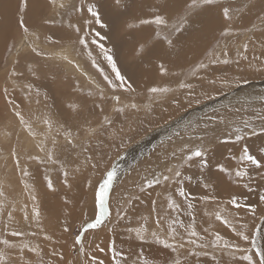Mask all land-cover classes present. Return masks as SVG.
<instances>
[{
	"label": "snow or ice",
	"instance_id": "obj_1",
	"mask_svg": "<svg viewBox=\"0 0 264 264\" xmlns=\"http://www.w3.org/2000/svg\"><path fill=\"white\" fill-rule=\"evenodd\" d=\"M111 3L122 14L136 10L143 13L133 16L137 22L127 24L129 29L141 33L136 55L143 58L156 50L164 53L156 57L158 73L175 78V88L154 84L137 90L114 46L105 43L111 40V28L105 19L103 0H18L15 32L19 37L10 25L6 28L0 21L5 52L4 75L0 78V122L13 127L12 132L5 133L8 147L0 146V171L4 172L0 179V264H157L155 258L146 255L144 245H155L165 252L164 264H264V190L257 193L256 200H250L233 189L236 186L253 193L258 187L264 188V147L254 154L245 142L252 137H264V94L258 97L259 108L251 97L243 103L237 100L235 105H224L189 121L168 137L167 145L162 141L158 163L136 185L140 194L146 193L148 208L135 217L130 215L134 201L145 204L141 195L117 198L115 214L110 215L111 194L120 176L116 167L104 164L108 153L97 158L93 148V141L97 147L106 143L117 154L124 147L127 133L123 126H116L113 116L151 112L170 93L171 104L177 107L182 102L176 92H183V103L189 106L201 104L202 97L216 98L203 89L197 93L193 80L202 85L206 82L217 95H225L238 88L241 81L247 82L242 76L229 77L226 69L232 65L246 61L249 68L264 72V0ZM144 8L148 11L143 12ZM253 9H258V24L241 23ZM30 12L36 13L31 23ZM212 12L216 13L218 35H213L202 57L186 71H170L165 56L176 48L198 17ZM98 28L108 31L102 33ZM257 33L262 51H252L250 57V46L255 44L253 36ZM50 47L59 51L53 54ZM50 60H58L74 70V90L92 98L102 119H74L73 114L81 116L76 105L68 106L71 111L64 118L51 111L48 92L42 95L41 87L35 83L42 74L47 75L46 62ZM82 81L87 82V89ZM128 131H134L131 125ZM213 144L241 145L238 154L230 150L227 157L235 166L217 162L213 172L209 160ZM193 163L199 168L195 181L193 175L187 174ZM41 167L46 190L53 195L58 192L51 175L53 170H58L61 183L68 189L72 188L70 178L75 179L83 169L100 173L95 185L91 178L85 185L94 192L92 215L82 211L76 223L70 208L72 201L65 194L63 209L55 217L61 234L72 237L74 259H66L65 245L46 223L47 210L35 187V174ZM17 187L18 196L13 195ZM113 222L122 226L130 239L139 241V246L128 250L118 247L115 235L106 245L96 242L105 229L115 234V226H110Z\"/></svg>",
	"mask_w": 264,
	"mask_h": 264
},
{
	"label": "rangeland",
	"instance_id": "obj_2",
	"mask_svg": "<svg viewBox=\"0 0 264 264\" xmlns=\"http://www.w3.org/2000/svg\"><path fill=\"white\" fill-rule=\"evenodd\" d=\"M152 2H155V0H152ZM103 3L105 19L111 28V31L109 32L111 40L105 41V43L107 46H114L124 71L129 68L127 71L128 74L134 73V81L136 83L137 90L143 91L147 86H152L154 84H159L161 86L168 84L175 88V78L171 77V75L168 77H161L158 73L157 64L159 61L156 57L163 56L165 55L164 53L156 50L154 53L143 58L136 55L135 49L137 47V39L141 33L138 29H129L127 24L137 22L133 19V16H141L143 13L140 10H136L134 13L122 14L120 9H116L112 6L111 0H103ZM17 5L18 0H4L3 3H0V21L4 23L6 28L10 25L13 33L19 37V33L15 32L19 15ZM147 11V8L143 9V12ZM257 11L258 9H253L251 12L246 13L247 20L241 21V23H248V21H251L258 24V21L255 20ZM35 17L36 13L30 12L28 17L29 22H33ZM215 17V12L205 13L198 17L197 22L193 25L192 29L181 37L176 48L165 56V59L169 61L167 66L170 68V71H186L188 66L193 61L202 57L203 51L206 45L212 41L213 35H218V32L215 31L218 28V23ZM201 27H203L205 31H197ZM98 30L100 29L98 28ZM100 31L104 33L108 30ZM258 35L259 34L257 33L253 36L255 44L250 46V57L252 51L256 54H260L262 51L259 47V39H257ZM196 36L197 38H195ZM261 39H264V37H261ZM55 49L56 52L59 51L58 48L54 47H50L49 51L53 53V50ZM177 54L179 55V59H177ZM4 55V41L0 38V78L4 75ZM46 63L48 65V68L45 69L47 75L42 74L41 79L35 81V83L37 86L41 87L42 95L43 92H48L49 99L47 100V105L51 111L57 116L64 118L67 116L68 112L71 111L68 106L76 105L77 110L81 113V116L75 117V114H73L74 119L87 117L93 122H95L97 118L102 119V114H99V110L94 109L92 98H87L82 93L74 90L75 81L73 77L77 75L74 70L70 66H67L58 60H50ZM226 71L229 77L242 76L247 82L244 83L241 81L238 88H234L231 92H228L225 95H217L216 91L208 86L206 82L202 85L200 82L193 80L192 83L194 84L197 93H200L203 89L204 91L216 96V98L207 99L202 97L201 104H192L189 106L188 104L183 103V92H176L175 96L182 102L181 106L177 107L171 104L173 94L171 95L170 93L163 101L156 104L154 106V110L151 112H130L126 117L113 116L116 120V126H123L125 128V132L127 133L124 147L119 150V154H117L114 149L109 150L106 143L103 144V147H97V142L93 141V148L97 153V158H99V155L107 152L108 155L104 158V164L116 167L120 176L117 186L111 194L112 199L110 203L113 207L110 209V215L114 216L115 202L119 197L127 195H141V199H146V193L140 194L136 185L140 183L141 176L150 169L155 168L158 163V161L156 162L155 157L157 158L158 155H162V153L156 148L158 142L163 141L167 135L173 134L180 126L187 125L189 121H196L206 113L210 114L213 109H219L224 105H228L229 103L227 102L232 100L235 96L237 97L239 95L238 97L242 98L241 103H243L248 98L242 96V94H246L252 98H258L264 93V86H262L264 83V72H256L254 69L249 68L248 62H242L239 66L232 65L230 68L226 69ZM53 76L55 77L54 79ZM147 78L148 81H146ZM0 82H2V79H0ZM82 86L87 89V82L82 81ZM2 106L3 101L0 100V107ZM259 106L260 102L257 101L256 107L259 108ZM33 107H35V105ZM165 108L167 111H164ZM108 113L111 114L110 106L108 108ZM129 125H131L134 131H128ZM12 131V125H7L6 122H0V146L4 148L8 147L9 140L6 138L5 133ZM12 139L14 140L15 137L13 136ZM166 141L168 140H165L167 145L168 143ZM245 142L248 143L250 150L254 154H259V149L264 147V137H252L247 139ZM240 147L241 145L232 144L221 146H217L215 144L210 145L211 151L209 153V159L212 171H216L215 164L217 162L224 163L226 166H235V162L230 161L227 157L230 150L233 153L238 154ZM213 151L218 152L217 160L216 157L215 159L210 158V155H213ZM153 153L155 156H152ZM72 155L75 157V153ZM82 160L83 157H81V161ZM0 163H2V161H0ZM9 167H11V165ZM43 173L44 169L41 167L39 172L35 174V187L38 193H40V195L42 194L41 200L47 210L45 212V215L48 217L46 223L48 224L50 230L56 232L57 237L60 238V243L65 245L63 250L65 252L66 259H74L75 254L71 251L72 237L61 234L59 229L56 227L55 217L63 209L62 198L65 194L72 201L70 208L73 209L72 214L76 223H79L82 211L87 212L88 215H92L94 208V192L93 189H89L85 185L87 184L88 178H91L93 180V184L95 185V183L100 179V173L93 172L90 168L83 169L81 173L76 175L75 179L70 178L72 188L68 189L61 183L62 176L59 174L58 170H53L51 175L54 180V184L58 189V192L55 195L47 192L46 185L43 182ZM187 174L193 175L195 181L196 175L199 174L198 164L196 163L194 167L188 169ZM205 174H208V170H205ZM3 177L4 172L0 171V179ZM14 182L15 177H13V183ZM257 183L258 180L254 181L253 186L255 187ZM130 184L133 186L129 187ZM192 187H195V183H193ZM233 189L237 192L243 193L250 200H256L257 193L264 190V188L258 187L257 192L248 193L246 189L241 187L233 186ZM159 190L160 189L157 188V191ZM19 191L20 189L17 187L16 192L13 193V195L18 196ZM20 198L22 199V197ZM153 198H155V193H153ZM147 208V199L145 200V204H141L139 201H134V208L130 215L135 217L137 214L145 213ZM110 226H115V222H113V225ZM113 235H115L117 240V246L123 247L125 250L134 249L137 247L136 245L140 244V242L136 241L134 237L130 239L128 234L123 231L122 226H115V234L107 232L106 229L101 231L98 234L96 242L103 241V244L106 245ZM146 246L149 248L152 247L159 249V247L155 245ZM57 247H59V245H57ZM100 255L103 258V255ZM163 257L166 259L165 252H163ZM165 259L161 264H164Z\"/></svg>",
	"mask_w": 264,
	"mask_h": 264
},
{
	"label": "bare ground",
	"instance_id": "obj_3",
	"mask_svg": "<svg viewBox=\"0 0 264 264\" xmlns=\"http://www.w3.org/2000/svg\"><path fill=\"white\" fill-rule=\"evenodd\" d=\"M195 38H197V36L195 37ZM190 42V41H189ZM181 49V48H180ZM55 52H56V49L55 50H53V53L55 54ZM58 52V51H57ZM158 53H159V51H158ZM171 53V52H170ZM191 57V56H190ZM186 62V61H185ZM125 65V64H124ZM124 69V68H123ZM126 69V68H125ZM128 69L129 68H127V70L125 71L127 74H128ZM130 71V70H129ZM131 72V71H130ZM128 75H130L132 78H133V80H134V73L133 74H128ZM146 81H148V78H147V80ZM149 83V82H148ZM151 85V84H150ZM262 86H264V83L262 84ZM264 94V93H263ZM172 95V94H171ZM239 96V95H238ZM234 97V98H232V100H230V101H228L227 103H229V104H233V105H235L236 103H237V100H239V101H242V98H239V97ZM242 96H244V97H247V98H249V97H251V96H248V95H246V94H242ZM252 98V97H251ZM253 100H255L256 101V104H255V106H257V101H259L258 100V98H252ZM222 107H220L219 109H221ZM186 125H182V126H180L177 130H182L184 127H185ZM172 133V132H171ZM174 134V133H173ZM173 134H169V135H167L166 137H165V139L163 140L164 142H165V140H168V137L169 136H173ZM175 139V138H174ZM162 142V141H161ZM161 142H158L157 144H158V146L160 147V145H161ZM167 143H168V141H166ZM166 144V143H165ZM157 147V146H156ZM217 153L218 152H212V154L213 155H210V158H212V157H214V156H217ZM210 160V159H209ZM40 187V186H39ZM42 189V188H41ZM43 190V189H42ZM39 195H40V193H39ZM41 196H42V194L40 195V198H41ZM144 200H146V199H144ZM137 247L139 246V244L138 245H136ZM136 247V248H137ZM148 250V251H147ZM144 251H145V253H146V255H148V256H150V257H153V258H155L156 259V262H157V264H161L162 263V261H164V257H163V252L162 251H160V249H156V248H149V247H147L146 245H144Z\"/></svg>",
	"mask_w": 264,
	"mask_h": 264
},
{
	"label": "crops",
	"instance_id": "obj_4",
	"mask_svg": "<svg viewBox=\"0 0 264 264\" xmlns=\"http://www.w3.org/2000/svg\"><path fill=\"white\" fill-rule=\"evenodd\" d=\"M156 148L159 150L160 147L158 146V144H157V147H156ZM158 150H157V151H158ZM148 154H149V153H148ZM152 156H155V154L153 153ZM215 157H216V160H217V156L212 157V159H215ZM155 160H156V162H157V158H156V157H155ZM195 164H196V163L193 164V167L195 166ZM132 186H133L132 184L129 185V187H132Z\"/></svg>",
	"mask_w": 264,
	"mask_h": 264
}]
</instances>
